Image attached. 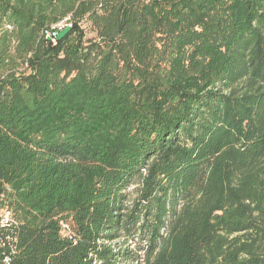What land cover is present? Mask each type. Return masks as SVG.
Wrapping results in <instances>:
<instances>
[{
  "label": "trees",
  "instance_id": "trees-1",
  "mask_svg": "<svg viewBox=\"0 0 264 264\" xmlns=\"http://www.w3.org/2000/svg\"><path fill=\"white\" fill-rule=\"evenodd\" d=\"M3 210L0 264H264V0H0Z\"/></svg>",
  "mask_w": 264,
  "mask_h": 264
},
{
  "label": "built area",
  "instance_id": "built-area-1",
  "mask_svg": "<svg viewBox=\"0 0 264 264\" xmlns=\"http://www.w3.org/2000/svg\"><path fill=\"white\" fill-rule=\"evenodd\" d=\"M62 23V22H61ZM60 24V23H59ZM58 24V25H59ZM58 32L59 31H55V30H50V31H47V36H51V37H56L57 38V34H58ZM4 211V214H0L1 216H2V219H1V221H2V223L3 224H5V223H7L9 220H10V218H11V213H10V211L9 210H3ZM6 213V214H5ZM9 258H7L6 260H8Z\"/></svg>",
  "mask_w": 264,
  "mask_h": 264
},
{
  "label": "rangeland",
  "instance_id": "rangeland-1",
  "mask_svg": "<svg viewBox=\"0 0 264 264\" xmlns=\"http://www.w3.org/2000/svg\"><path fill=\"white\" fill-rule=\"evenodd\" d=\"M68 25H71V26H72V24L69 22V20H68V19H65V20H64L62 23H60L59 25L53 27L52 31H53V30H55V31H59V30H61L62 28L68 26ZM88 29H89V28H88ZM88 31H89V30H88ZM0 214H1V215L4 214V211H0ZM5 214H6V213H5Z\"/></svg>",
  "mask_w": 264,
  "mask_h": 264
},
{
  "label": "water",
  "instance_id": "water-1",
  "mask_svg": "<svg viewBox=\"0 0 264 264\" xmlns=\"http://www.w3.org/2000/svg\"><path fill=\"white\" fill-rule=\"evenodd\" d=\"M71 25H68L64 28H62L61 30H59L58 34H57V38L58 39H62L63 37H65L67 35V33L71 30Z\"/></svg>",
  "mask_w": 264,
  "mask_h": 264
}]
</instances>
